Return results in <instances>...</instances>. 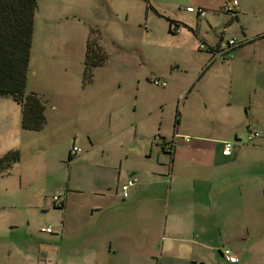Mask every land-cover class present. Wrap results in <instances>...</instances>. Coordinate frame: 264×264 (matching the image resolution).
Returning <instances> with one entry per match:
<instances>
[{"label":"crops","instance_id":"crops-1","mask_svg":"<svg viewBox=\"0 0 264 264\" xmlns=\"http://www.w3.org/2000/svg\"><path fill=\"white\" fill-rule=\"evenodd\" d=\"M229 1L150 0L152 9L146 4V16L152 11L167 20H176L182 25L178 26L179 32L171 33L170 28L176 26L169 23L167 38H150V42L148 36L126 38L145 62L143 69L138 62L137 74L130 72L120 77L115 84L119 98L94 82L95 71L107 60L94 69L88 82L84 80L83 68V84L87 86L82 99L90 104L102 103L100 116H88L85 125L82 106L74 104V109L73 105H65L71 108V118L66 115L50 122L46 114L47 123L42 130H25L18 103L0 99V149L9 139L14 146L8 151H19V144L31 138L22 130L33 134L48 132L46 137H54L55 141L54 133L61 130L65 138L60 144L67 140L68 161L84 160L93 168V181L86 187L73 186L70 175L66 187L60 186L65 196L54 189V196H59L63 204L56 206L52 198L59 214L48 225L52 230L42 231L54 236L38 248L45 257L50 254L49 263L44 258L43 264H264V149L247 145L242 129L252 125L251 119L256 123L259 118L252 112L245 121L235 123L238 117L233 118L229 111L227 116L222 115L218 103L220 58H213L210 49L201 47V42L211 48L224 43L225 32L218 35V28L226 26L227 21L230 25L236 21L245 31L244 17L251 10L244 0H238L237 13L229 18ZM188 6L206 12H189L185 9ZM248 42L238 41L232 57L221 59H234V51ZM182 46H186L184 69L188 79L178 74L180 84L160 96V90L149 84L150 79L158 75L166 82L161 88L169 87L173 58ZM152 50L155 53L151 55ZM169 56L172 59L165 62ZM170 65L166 76L163 71ZM181 68L177 65L175 70ZM258 72L264 79V65ZM37 89L35 92H40ZM53 106L57 111V106ZM242 106L248 114L246 105ZM183 120H189L191 126H184ZM232 138L237 142L232 143L230 154L224 155V143ZM173 139L172 151L164 150L163 145ZM78 140L85 151L78 146ZM74 146L81 148L77 155L71 154ZM18 163L1 173L0 178L11 176ZM131 177H136L137 182L124 198L120 185ZM29 179L22 172L21 186ZM6 219H12V215ZM255 235L260 237L251 243ZM224 248L238 256V263L224 259ZM10 262L3 260V264Z\"/></svg>","mask_w":264,"mask_h":264},{"label":"rangeland","instance_id":"rangeland-1","mask_svg":"<svg viewBox=\"0 0 264 264\" xmlns=\"http://www.w3.org/2000/svg\"><path fill=\"white\" fill-rule=\"evenodd\" d=\"M244 2L247 3L248 10H251V14L244 17L245 31L236 21L231 25L227 21L226 26L218 28V35L225 32L224 43L232 38L241 42L250 41L242 49L234 51V59H219V111L222 115L229 111L233 118L238 117L235 123L245 121L254 112L259 121L255 123L251 119L250 127L242 126L245 132L243 139L248 140L247 145L256 144L264 149V79L258 72L264 65V37L260 40L257 38L264 33V0ZM229 6L228 9L236 10L232 0L229 1ZM146 9L143 0H38L26 94L35 91V88L40 90L38 93L44 94L43 98L47 100L46 114L50 122L66 115L71 118V108L65 105H73V109L77 104L82 106L84 125L88 116H100V101L90 104L82 99L83 88L87 86L83 84L86 42L91 30L107 56L106 64L95 71L94 82L101 85L104 91L115 93L119 98L120 92H116V85L120 77L125 73L129 75L130 72L137 74L138 62L142 69L145 62L135 45L131 42L129 44L126 38L129 35L148 36L150 42V38L158 40L168 37L169 21L166 16L160 17L150 11L147 17ZM51 38L56 40H49ZM185 49L186 46H182V51H176L174 55L173 75L168 77V88L153 84L152 79H163L158 75L150 79L152 83L149 84L160 90V96L164 97V90L170 89L176 83L180 84L178 74L185 80L188 79L189 74L184 69L187 59ZM154 53V50L150 52L151 55ZM171 59L170 56L165 57L164 61L169 62ZM177 65H182L183 68L175 70ZM170 67L171 65L163 71L166 76ZM169 95L172 96L170 93ZM0 99L17 104L9 96ZM182 101L180 97L179 108ZM242 104L248 108V114ZM53 105L57 106V111ZM17 106L20 109V105ZM55 111L56 115L52 116ZM188 123L189 120H183L182 124L191 126ZM170 127L173 128L172 121ZM22 131L31 138L19 144V165H15L11 176L0 178V264L7 259L11 260L10 264H43L44 258L49 263L50 254L46 253L45 257L38 248L42 243L54 239L51 233L42 232V227L53 224L58 218L59 212L52 205V198L56 194L54 189L65 196L60 186L66 187L70 175L73 186L86 187L93 181L91 163L79 159L68 161L67 140L60 144L65 138L61 130L54 133L57 140L60 139L59 142L54 137H46L48 132L33 134ZM36 135L43 138L39 139ZM251 135L254 136L252 140ZM230 142L234 144L237 141L232 138ZM77 144L85 151L81 141L78 140ZM10 146L14 144L8 139L7 144H3L0 149V155L7 152ZM24 171L30 181L21 186L20 174ZM56 181L58 182L55 183ZM7 215H12V219H6ZM258 237L260 236H252L251 243ZM2 249L5 250L1 252ZM247 255L252 256V252L247 251Z\"/></svg>","mask_w":264,"mask_h":264},{"label":"trees","instance_id":"trees-1","mask_svg":"<svg viewBox=\"0 0 264 264\" xmlns=\"http://www.w3.org/2000/svg\"><path fill=\"white\" fill-rule=\"evenodd\" d=\"M144 1L147 8L152 9L150 0ZM37 8L38 0H0V97L9 96L20 105L21 126L31 131H40L47 123L43 96L35 91L26 94ZM226 11L232 13L228 8ZM168 20L170 26H176L174 29L170 28V32L176 33L175 29L181 23L170 18ZM263 37L264 35L257 38ZM106 60L107 56L91 30L84 59V80L90 81L94 69L103 65ZM179 114L177 109L176 122L179 120ZM174 142V139L169 142L168 152L172 151ZM69 159L71 160L72 156ZM18 161V150L1 155L0 174L7 172Z\"/></svg>","mask_w":264,"mask_h":264},{"label":"built area","instance_id":"built-area-1","mask_svg":"<svg viewBox=\"0 0 264 264\" xmlns=\"http://www.w3.org/2000/svg\"><path fill=\"white\" fill-rule=\"evenodd\" d=\"M233 4L235 6H237L238 0H233ZM186 10L189 12H197V13H201V14H205V12H206L202 8L196 9L193 6L186 7ZM230 11H232V13H230V14L233 16L236 15V13H237L235 10H230ZM175 31L179 32V28H176ZM238 44H239L238 41L232 38L228 42L222 43L219 47H216V48H211L208 45H206V43H201V47L204 49H210L212 52L213 58H217V57H219V58H230V57H232V53H231L232 49H234ZM152 82H153V84L158 85V86H165L166 85V82L164 80L152 79ZM255 134H257V132ZM253 137L254 136L251 135L250 140H252ZM185 140L188 141L189 138L186 137ZM164 146L163 147L165 149H169L170 143H166V144H164ZM232 147H233L232 142L226 141L224 143L223 154L229 155L231 150H232ZM79 152H81V148H79L78 146H74L72 148L71 154L77 155V153H79ZM136 182H137L136 177H131V178H128L125 182H123L120 185V190H121L122 196L124 198L128 197L130 188L134 184H136ZM53 198H54V202H55L56 206L57 205L61 206L63 204V200L59 196L56 195ZM51 230H52L51 226H47V227L42 228V231H51ZM222 255H223L224 259L229 263H238V261H239L238 256L235 253H233L230 248H224L222 251Z\"/></svg>","mask_w":264,"mask_h":264}]
</instances>
